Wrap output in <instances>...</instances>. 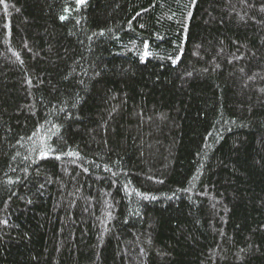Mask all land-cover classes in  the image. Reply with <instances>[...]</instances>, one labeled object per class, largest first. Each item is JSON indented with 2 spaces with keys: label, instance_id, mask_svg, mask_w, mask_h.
<instances>
[{
  "label": "trees",
  "instance_id": "trees-1",
  "mask_svg": "<svg viewBox=\"0 0 264 264\" xmlns=\"http://www.w3.org/2000/svg\"><path fill=\"white\" fill-rule=\"evenodd\" d=\"M0 264H264V0H0Z\"/></svg>",
  "mask_w": 264,
  "mask_h": 264
}]
</instances>
